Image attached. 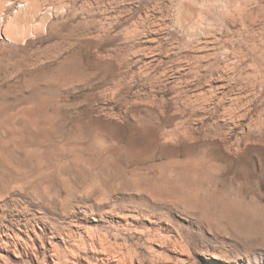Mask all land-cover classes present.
I'll list each match as a JSON object with an SVG mask.
<instances>
[{"label":"rangeland","instance_id":"rangeland-1","mask_svg":"<svg viewBox=\"0 0 264 264\" xmlns=\"http://www.w3.org/2000/svg\"><path fill=\"white\" fill-rule=\"evenodd\" d=\"M0 92V264H264V0H0Z\"/></svg>","mask_w":264,"mask_h":264},{"label":"bare ground","instance_id":"bare-ground-1","mask_svg":"<svg viewBox=\"0 0 264 264\" xmlns=\"http://www.w3.org/2000/svg\"><path fill=\"white\" fill-rule=\"evenodd\" d=\"M38 75V74H37ZM34 76V75H33ZM36 76V75H35ZM10 88V87H9ZM3 93L5 94L6 92L5 91H3ZM3 93H1L0 92V95H3ZM38 95V94H37ZM41 97V96H40ZM36 98H37V96H36ZM0 99H2V97H0ZM6 100V99H5ZM42 100H43V97H42ZM1 106V105H0ZM33 115H34V113H33ZM49 119V118H48ZM42 120V119H41ZM40 120V121H41ZM20 121H22V120H20ZM36 121V120H35ZM45 121H47V120H45ZM19 122V121H18ZM42 122V121H41ZM47 122H50L51 123V119H50V121H47ZM21 123V122H20ZM27 123H29V122H27ZM43 123H45V122H43ZM43 123H42V125H43ZM24 124V123H23ZM37 124H39V122L37 123ZM25 125V124H24ZM23 126V125H22ZM26 126V125H25ZM27 127V126H26ZM50 129V128H49ZM22 155V154H21Z\"/></svg>","mask_w":264,"mask_h":264}]
</instances>
